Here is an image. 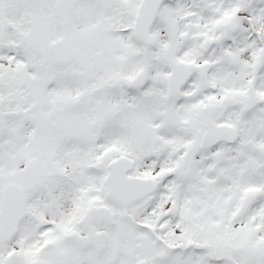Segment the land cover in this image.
<instances>
[{"label":"snow or ice","instance_id":"snow-or-ice-1","mask_svg":"<svg viewBox=\"0 0 264 264\" xmlns=\"http://www.w3.org/2000/svg\"><path fill=\"white\" fill-rule=\"evenodd\" d=\"M0 264H264V0H0Z\"/></svg>","mask_w":264,"mask_h":264}]
</instances>
